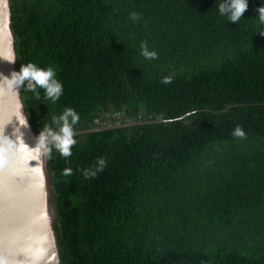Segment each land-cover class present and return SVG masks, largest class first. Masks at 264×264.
<instances>
[{
    "label": "trees",
    "instance_id": "16d2710c",
    "mask_svg": "<svg viewBox=\"0 0 264 264\" xmlns=\"http://www.w3.org/2000/svg\"><path fill=\"white\" fill-rule=\"evenodd\" d=\"M219 3L10 0L18 70L52 66L64 85L56 101L21 88L39 133L68 107L75 132L143 123L53 148L60 264H264V0L238 22Z\"/></svg>",
    "mask_w": 264,
    "mask_h": 264
},
{
    "label": "water",
    "instance_id": "95a60500",
    "mask_svg": "<svg viewBox=\"0 0 264 264\" xmlns=\"http://www.w3.org/2000/svg\"><path fill=\"white\" fill-rule=\"evenodd\" d=\"M13 71H18V62L10 0H0V74L10 77ZM136 124L143 123L81 130L76 135ZM33 127L21 89L16 93L0 88V258L8 264H60L59 221L49 158L31 148L40 134Z\"/></svg>",
    "mask_w": 264,
    "mask_h": 264
},
{
    "label": "clouds",
    "instance_id": "9594fccd",
    "mask_svg": "<svg viewBox=\"0 0 264 264\" xmlns=\"http://www.w3.org/2000/svg\"><path fill=\"white\" fill-rule=\"evenodd\" d=\"M247 8L248 0H220L218 10L221 15L227 16L231 22H238ZM258 11L260 13L259 19L264 21V7L260 8ZM130 16L133 21H136L140 18L141 14L132 12ZM141 47L142 55L145 58L155 59L158 57V53L155 50H150L147 42L142 43ZM163 82L170 83L171 77H164ZM0 88L16 93H19V90L23 88L25 91L34 92L37 96L40 95L39 89L42 88L44 89L45 95L53 101L58 100L64 91V85L62 81L57 78V72L54 67H41L33 62L22 64L18 71H13L11 73L10 77L0 74ZM21 109L20 115L25 118V116L22 115ZM79 120L80 116L75 109L71 107L65 108L60 115L52 117V123L57 127L54 129L50 125L43 126V130H41L37 137L35 145L31 148L39 152L41 157L48 156L50 158L53 148L65 157L70 156L72 154V146L76 143L75 126ZM19 123L22 125L20 120ZM15 131L20 133V128H17ZM232 134L236 137H243L245 135L241 126H237ZM20 135L22 136L23 133H20ZM106 163L107 161L105 158H98L95 168L83 169L84 176L95 177L99 172L104 170ZM72 171L73 169L71 168H65L63 170L65 175H71ZM0 264H8V261L0 258Z\"/></svg>",
    "mask_w": 264,
    "mask_h": 264
},
{
    "label": "built area",
    "instance_id": "2783aa9c",
    "mask_svg": "<svg viewBox=\"0 0 264 264\" xmlns=\"http://www.w3.org/2000/svg\"><path fill=\"white\" fill-rule=\"evenodd\" d=\"M112 118L109 119L105 124L106 126L105 127H108V126H112L114 124H117L119 123L120 119H121V115L120 114H117V115H111Z\"/></svg>",
    "mask_w": 264,
    "mask_h": 264
},
{
    "label": "rangeland",
    "instance_id": "374dc122",
    "mask_svg": "<svg viewBox=\"0 0 264 264\" xmlns=\"http://www.w3.org/2000/svg\"><path fill=\"white\" fill-rule=\"evenodd\" d=\"M34 128V127H33ZM35 129V128H34ZM35 131L38 133V131L35 129ZM35 138V137H34Z\"/></svg>",
    "mask_w": 264,
    "mask_h": 264
}]
</instances>
